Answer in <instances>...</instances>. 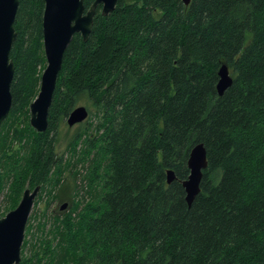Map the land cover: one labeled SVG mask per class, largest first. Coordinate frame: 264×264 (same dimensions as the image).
<instances>
[{
  "label": "trees",
  "instance_id": "obj_1",
  "mask_svg": "<svg viewBox=\"0 0 264 264\" xmlns=\"http://www.w3.org/2000/svg\"><path fill=\"white\" fill-rule=\"evenodd\" d=\"M19 1L0 130V187L14 208L25 190L60 181L70 113L97 117L70 142H82L90 200L21 264H264V0H118L107 16L99 5L88 41L76 34L65 52L43 133L29 109L47 64L45 2ZM223 64L233 83L220 97ZM200 143L209 164L189 206L183 182Z\"/></svg>",
  "mask_w": 264,
  "mask_h": 264
},
{
  "label": "water",
  "instance_id": "obj_2",
  "mask_svg": "<svg viewBox=\"0 0 264 264\" xmlns=\"http://www.w3.org/2000/svg\"><path fill=\"white\" fill-rule=\"evenodd\" d=\"M191 1L183 0L187 6ZM44 2L43 40L47 64L41 76L38 96L30 105V124L38 133L47 131L49 127V113L58 77L63 67L65 52L72 39L76 34H80L84 41H88L98 6H103L102 15L107 16L114 11L118 0H95L89 10L86 9L85 0H44ZM19 4V0H0V130L12 108L11 85L15 66L10 54L17 37L14 25ZM218 75L217 91L221 97L232 85L233 77L226 64L220 67ZM89 115V110L85 106H79L70 113L67 124L70 128L80 125L87 121ZM208 164L205 145L197 144L188 160L190 175L183 182L189 206L201 192L203 171L208 168ZM175 179V172L169 170L168 184ZM40 190L41 186L34 190H25L17 208L5 217L0 216V264H21L27 224ZM66 206L67 204L62 210Z\"/></svg>",
  "mask_w": 264,
  "mask_h": 264
},
{
  "label": "rangeland",
  "instance_id": "obj_3",
  "mask_svg": "<svg viewBox=\"0 0 264 264\" xmlns=\"http://www.w3.org/2000/svg\"><path fill=\"white\" fill-rule=\"evenodd\" d=\"M85 123L95 124L97 117L92 116L87 119ZM29 123H30V109H29ZM83 124V123H82ZM84 124L80 127L77 125L75 127H69L67 122L59 130V141L57 143V154L58 160L62 159L64 165L67 166L60 181L55 184H47L48 186L42 187L36 200L32 212L29 217V221L26 228L25 240L22 247V258L25 257V260L29 259L34 260L35 248L38 250L37 246L45 244L46 239H50L51 236L48 234L52 228L54 221L58 218H65L66 214H72L75 209L80 210L84 207L90 200V195L88 197L89 190V178L81 174V163L78 160L82 158L83 145L80 142L75 148L70 146V142L73 137L79 132L84 131L87 127ZM31 125V124H30ZM18 128L23 127L21 123L17 124ZM32 127V126H31ZM22 129V128H21ZM35 130V129H34ZM88 134H92V138L95 137V130L93 127L87 129ZM36 131V130H35ZM88 135L84 134L83 140L87 139ZM18 144L15 146V150H18ZM74 149H78V154L74 152ZM77 151V150H76ZM82 175V176H81ZM88 188V189H87ZM8 187L4 190L0 187V216L5 217L10 211L16 209L21 202L22 196L17 201V205L13 206L11 204L10 198H8ZM67 204L66 208L62 210V207ZM44 225V229L41 231V226ZM40 229V230H39Z\"/></svg>",
  "mask_w": 264,
  "mask_h": 264
}]
</instances>
